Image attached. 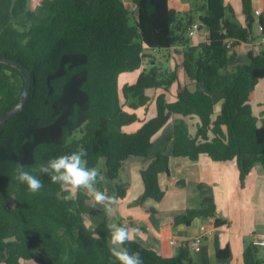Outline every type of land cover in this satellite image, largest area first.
Instances as JSON below:
<instances>
[{
	"label": "trees",
	"instance_id": "1",
	"mask_svg": "<svg viewBox=\"0 0 264 264\" xmlns=\"http://www.w3.org/2000/svg\"><path fill=\"white\" fill-rule=\"evenodd\" d=\"M202 1L184 16L170 0H42L40 10L29 0H0V57L15 62H0V118L21 101L22 66L32 73L23 110L0 128V264H17L20 256L36 264H119L109 252L104 210L90 205L83 190L65 200L68 193L39 172L49 159L81 147L88 167L98 168L104 160L122 199L128 192L120 177L126 161L148 158L156 137L170 125L174 157L234 161L243 186L256 166L264 169V122L258 125L250 103L264 79V47L258 55L249 53L250 63L234 64L237 46L253 40V0H242L246 26L225 0ZM198 12L200 26L210 28L209 38L194 46L189 29ZM178 46L183 62L176 69H164L154 58L149 62V51L169 53ZM138 71L137 81L121 89L120 76ZM175 83L177 100L169 101ZM152 105L156 115L150 119L130 111L141 109L147 116ZM193 118L199 120L195 132ZM138 122L142 126L136 132L124 129ZM170 159L159 152L142 170L143 204L165 197L160 175L171 174ZM18 165L44 182L38 193L15 179ZM103 183L97 188L104 190ZM201 217H216L214 199L204 198L199 209L179 215L175 223L189 225ZM88 218L96 228H84ZM225 223L216 220L217 226ZM125 246L139 251L144 264H200L187 246L172 258L135 240ZM259 254L251 244L244 264H263ZM216 256L229 260L230 246L217 242Z\"/></svg>",
	"mask_w": 264,
	"mask_h": 264
},
{
	"label": "crops",
	"instance_id": "2",
	"mask_svg": "<svg viewBox=\"0 0 264 264\" xmlns=\"http://www.w3.org/2000/svg\"><path fill=\"white\" fill-rule=\"evenodd\" d=\"M197 1V7L202 3L204 4L202 0ZM225 1L226 4L233 6L238 20L246 26L242 0ZM170 6L182 14L192 10L188 0H170ZM253 11L255 13L252 26L253 40L237 46L238 56L234 62L236 65L250 63L249 53L252 52L258 55L264 47L262 43L263 34L260 31V26H264V0H253ZM257 11L260 12L259 15L256 14ZM208 38L209 32L206 28L201 27L200 31L191 37V42L192 45L197 46ZM169 53L149 51L148 55L151 58H148V60L150 62L154 58L155 62L158 63L163 61L161 56L166 57L173 70L183 62L182 47L171 48ZM138 73L140 74V71ZM179 76L181 82L184 83L185 74L181 67ZM178 86V83H175L170 92L167 93L169 101L177 100ZM191 89L194 90L195 86H191ZM250 103L258 120V125L262 126L264 121V79L257 84L251 94ZM220 105L216 107V115L221 111ZM137 112L141 118L150 119L156 115V106H151L147 116L141 109ZM196 121H199L198 118H196ZM134 125L127 126L124 129L133 133L142 126L139 122L137 126ZM168 140H170V143H168ZM172 142L173 128L170 125L156 137L153 148L155 150H152L153 152L148 158L131 157L138 159L132 160L129 158L126 161L125 166L129 164L131 167L127 169L129 170L126 177L127 182L125 183L121 179V182L128 187L127 196L124 199L117 195L115 191L116 184L108 177L105 167L103 170V176L105 177L103 181L104 189H107L109 195L115 194L120 198L119 211L112 218V222L128 227H138L142 235L138 236L135 241L167 258L176 256L181 248L189 247L190 242L201 236L203 234L202 228L206 227L207 232L203 235L204 239L200 250H191L195 261L200 264H244L245 250L253 244L256 237L264 236L263 167L256 166L247 176L243 186L241 173L236 162H215L208 155H202L198 161L177 158L172 155ZM167 144H169L168 147ZM159 152L167 153L171 158V174L163 173L160 175V183L165 190V197L161 202L148 199L143 204L145 182L142 170L150 165ZM204 198L214 199L216 217L196 218L189 225L175 223V219L179 215H183L189 210L199 209ZM88 203L104 210L102 206L94 204L91 198ZM152 209H155V211ZM217 218L226 223L217 226ZM93 228H96L94 223ZM173 241H176V244H172ZM217 242L222 248L230 246L232 257L229 260L224 261L217 258ZM259 258L264 264V249L262 248H260Z\"/></svg>",
	"mask_w": 264,
	"mask_h": 264
},
{
	"label": "clouds",
	"instance_id": "3",
	"mask_svg": "<svg viewBox=\"0 0 264 264\" xmlns=\"http://www.w3.org/2000/svg\"><path fill=\"white\" fill-rule=\"evenodd\" d=\"M86 156L87 151L81 147L70 154L49 159L40 165L39 172L49 177L51 183L58 184L63 192L68 193L64 197L65 200L74 199L77 193L83 190L94 204L103 207L110 221L107 224L110 232L109 252L119 264H144L139 251L132 252L125 246L141 236V230L138 227H128L111 222L119 211L120 198L115 194L109 195L106 188L104 190L97 188V184L103 182L105 177L97 168L88 167ZM15 179L21 184L27 185L28 191L33 194L38 193L44 187V182L26 170L23 165L17 166ZM84 228H93L91 219L84 222ZM93 238H96L95 234ZM17 264H36V261L20 256L17 259Z\"/></svg>",
	"mask_w": 264,
	"mask_h": 264
},
{
	"label": "rangeland",
	"instance_id": "4",
	"mask_svg": "<svg viewBox=\"0 0 264 264\" xmlns=\"http://www.w3.org/2000/svg\"><path fill=\"white\" fill-rule=\"evenodd\" d=\"M41 1L42 0H29V6L30 7H33V8H35V9H39L40 8V5H41ZM188 2L191 4V8H192V10L194 11V10H196L197 9V3H198V1L197 0H188ZM40 10V9H39ZM191 10V11H192ZM191 11H189L187 14H190L191 13ZM183 15L185 16L186 15V13H183ZM200 15H201V13L200 12H198L197 14H194V16H195V20L197 21V22H199L200 23ZM161 59L163 60V61H161V62H158L161 66H162V68H169V69H171L172 70V68L170 67V62H168V60H167V58L166 57H162L161 56ZM178 67H179V65H177ZM176 66V67H177ZM176 67H175V69H176ZM180 69V68H179ZM139 76V73L138 72H135V73H124V74H122L121 76H120V80H119V84H120V88L122 89L124 86H125V84H132V83H134L136 80H137V77ZM151 93H153V92H151ZM123 100H124V98H123ZM124 103H125V105H126V108L127 109H129V105H130V102H128V101H126V100H124ZM220 107H221V105H220ZM131 112H137V111H135V110H130ZM190 125H191V129H192V131L193 132H195V130H196V123H197V121H196V118H193V119H191L190 121ZM264 122V121H263ZM132 125H134V124H132ZM131 126V125H130ZM134 126H137V123H135V125ZM78 137H80V134L79 135H77ZM170 139V138H169ZM168 143H170V140H168ZM169 146V144H167V147ZM155 150V149H154ZM153 150V151H154ZM130 159H132V160H136V159H138V158H130ZM105 167H106V165H105V162H104V160H101V162H100V164H99V166H98V170H99V172L101 173V170H104L105 169ZM126 167V168H125ZM124 167V170L121 172V179H123L124 181H125V183L127 182L126 181V177H127V172H129V170H127L128 168H130L131 166L128 164V166H125ZM125 170H127V171H125ZM131 172V171H130ZM107 224L110 222L109 220H107V221H105ZM112 222V221H111ZM107 226V225H106Z\"/></svg>",
	"mask_w": 264,
	"mask_h": 264
},
{
	"label": "water",
	"instance_id": "5",
	"mask_svg": "<svg viewBox=\"0 0 264 264\" xmlns=\"http://www.w3.org/2000/svg\"><path fill=\"white\" fill-rule=\"evenodd\" d=\"M207 29L209 30L210 28L207 27ZM0 62H7L10 64H15V62L7 59V58H1L0 57ZM25 73H26V84H25V88H24V92L21 98L20 103L11 111H9L8 113H6L5 115H3L0 118V128L8 121L12 118V116H14L16 113L21 112L25 106V103L27 102L29 95H30V87L32 86V73L29 69H27L26 67H23Z\"/></svg>",
	"mask_w": 264,
	"mask_h": 264
},
{
	"label": "built area",
	"instance_id": "6",
	"mask_svg": "<svg viewBox=\"0 0 264 264\" xmlns=\"http://www.w3.org/2000/svg\"><path fill=\"white\" fill-rule=\"evenodd\" d=\"M256 14L259 15L260 12L257 11ZM200 29H201V26L199 23L193 24L189 29V36L190 37L195 36L200 31ZM260 31L263 34L262 43L264 44V26H262V25L260 26ZM231 43H232V41L229 42V44H231ZM202 231H203V234L201 236L197 237L196 239H194L190 242L189 247L191 250H194V251L200 250V247H201V245L203 243V239H204L203 235L207 232L206 227H203ZM172 244H176V241H173ZM253 245L264 249V236L256 237L253 241Z\"/></svg>",
	"mask_w": 264,
	"mask_h": 264
}]
</instances>
